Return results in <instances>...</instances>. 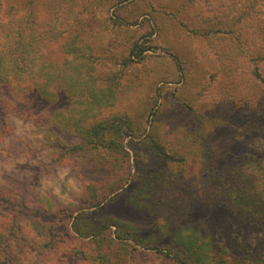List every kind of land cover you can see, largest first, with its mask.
<instances>
[{
    "label": "rangeland",
    "instance_id": "374dc122",
    "mask_svg": "<svg viewBox=\"0 0 264 264\" xmlns=\"http://www.w3.org/2000/svg\"><path fill=\"white\" fill-rule=\"evenodd\" d=\"M212 4L0 0V186L12 206L26 209L19 208L23 218L55 224L60 233L66 225L70 230L67 216L80 212L92 224L128 223L143 247L127 241L133 252L116 248L113 264H180L165 255L166 249L177 252L169 236L180 227L190 236L197 232L198 242H216L206 264L220 257L235 262L241 253L264 255V233L235 206L203 201L214 185L221 187L219 178L206 175L207 165L237 133L234 124L250 125L251 132L237 133L242 137L233 154L264 151V143L253 141L264 138V108L259 115L246 101L260 95L261 85L241 49L250 43L256 56L262 54L264 17L251 29L258 38L212 33L222 27L211 16ZM135 44L140 60L130 55ZM231 54L234 59L225 57ZM258 66L264 79V61ZM114 118L132 127L122 149L84 143V131ZM155 144L179 161L162 160ZM229 159L223 166L241 168L248 161ZM194 255L188 251L185 264H195Z\"/></svg>",
    "mask_w": 264,
    "mask_h": 264
},
{
    "label": "trees",
    "instance_id": "16d2710c",
    "mask_svg": "<svg viewBox=\"0 0 264 264\" xmlns=\"http://www.w3.org/2000/svg\"><path fill=\"white\" fill-rule=\"evenodd\" d=\"M212 5L213 7L210 8L211 16L217 17L222 22V27L217 26L209 32L227 35L233 33V31H244L248 35V39L251 35L258 38L256 30L252 31L251 29L258 25L259 20L261 21L260 16L264 17V0H246V2L244 0H232L231 2L228 0H215V4ZM258 16L260 19L257 18ZM225 24L230 28L226 29ZM262 32L264 33V25L260 30L261 36H259V40L264 42ZM238 37L240 39V36ZM31 38V47L34 49H32V52L35 53L37 48L36 38ZM47 39L48 42H51L55 38L47 37ZM241 43L244 45L242 41ZM241 49L244 51V56L247 53L248 62L251 65L250 76L257 78L261 85L260 95L247 96L246 101L249 104L248 106L255 108L257 114L262 115L260 112L264 108L262 97V93L264 94V79L260 74L258 62L264 61V46L260 56H256V52L251 48L250 43H248V47L244 45ZM70 51L67 52L70 53ZM130 55H136L137 59L140 60L142 55L140 44L133 46ZM225 57L232 60L234 54ZM176 65L178 66V62H176ZM17 66L16 69L20 68L18 64ZM45 87H47V84L40 93L45 92ZM234 88L237 90L235 85ZM32 90L37 91L38 89L33 88ZM157 96H159L158 93ZM239 102L240 100L237 102L238 105ZM127 121L123 118H114L113 120L98 122L82 133L83 141L93 148L101 146L103 149L110 151H119L123 148V140L131 137L133 132ZM208 122L213 124L210 119ZM206 124L207 120L204 118L198 131L200 136ZM212 127L217 128L218 126L216 127L213 124ZM234 127L237 133L242 131L251 132L250 125L235 126L234 124ZM237 133L221 148L223 150L221 154L210 157L211 162L207 165L208 173L206 175L213 179L219 178L222 184L217 189L214 185L215 188L210 194L217 193L216 196L203 197V201L206 206L211 205L220 209L235 206L233 209H235V212L238 211L237 214L241 218H244L256 230L264 233V151L255 150L256 147L247 148L248 151L241 153L240 156L242 157L239 158V154H233V150H231L234 143H236L235 140L242 137ZM253 141L261 145L264 143V138L257 137ZM249 142L250 140H247L246 143ZM152 147L162 160L170 162L176 160L174 156L166 154L158 145L155 144ZM260 153L261 155L258 158ZM228 159H247L248 161L241 168L223 166L222 161ZM1 187L0 264H113L111 259L117 254L115 252L116 248L129 249L130 253L133 252V248H129L127 241L142 246L140 244L141 238H138L136 231L128 223L116 219L115 223L111 225L92 224L86 219V212L68 215V221L72 219L70 230L66 225L64 233L56 232L55 224L41 221L38 218H23L21 210L26 211V209L14 207V202L6 198L5 194H1ZM210 197L212 199H209ZM238 206H240L239 209ZM111 226L115 227L114 235L110 234ZM199 236L200 239H203V235L199 234ZM169 237L172 238L177 254L175 252L170 254L166 249L165 255H171L180 264L186 263L184 259L188 251L195 254L194 257H197L195 264H206V251L211 250L216 245V242L210 238H208V242L202 240V242H198L197 232L195 236H190L186 228L182 227L171 230ZM154 250L157 253H162L159 248H154ZM236 258L235 262H227L220 257L217 264H220V261H222V264H264V255L245 256L244 253H241Z\"/></svg>",
    "mask_w": 264,
    "mask_h": 264
}]
</instances>
